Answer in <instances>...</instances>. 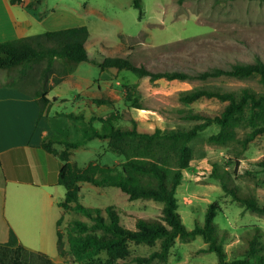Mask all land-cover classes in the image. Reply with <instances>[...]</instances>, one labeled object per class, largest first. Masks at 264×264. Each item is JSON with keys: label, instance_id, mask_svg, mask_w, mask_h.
<instances>
[{"label": "rangeland", "instance_id": "1", "mask_svg": "<svg viewBox=\"0 0 264 264\" xmlns=\"http://www.w3.org/2000/svg\"><path fill=\"white\" fill-rule=\"evenodd\" d=\"M74 3L90 2L99 12L81 10L88 27L90 38L88 56L97 62L109 57L130 59L135 65H144L153 72L182 70L197 74L214 68H228L237 62L264 61V0H141L143 18L133 6L134 0H67ZM50 7L54 4L49 0ZM45 61L31 64L22 77L8 78L3 73V82L15 85L35 94L44 84L40 77ZM61 67L56 63L55 72ZM76 80L83 76L106 86L103 96L114 101V107H97L89 101L92 97L66 84L53 91L68 100L50 105L47 114L56 135L77 141L83 139L88 120L93 115L106 116L115 111L121 115L119 125H131L136 120L140 131L153 132L156 129L189 130L198 121L188 120L191 113L207 112L219 114L222 103L217 99H201L186 105L181 97L197 89L235 92L243 89L264 93V84L259 76L248 79L221 76L206 80L191 79L185 81L160 80L151 82L148 77L138 78L129 71L111 70L104 73L95 62H85L75 72ZM52 77L48 86L52 85ZM125 85L134 86L138 91L139 103L144 109H137L125 99ZM54 90V87H53ZM88 92V90H85ZM86 93V92H85ZM93 96V94H92ZM100 97V93H97ZM82 116L83 120H71L68 114ZM100 128L101 124L96 122ZM220 127L211 125L190 143L194 151L191 167L185 171V179L177 190L178 211L184 225L193 230L197 224H203L206 211L211 203L221 207L215 222L218 232H226L224 249L227 260L241 257L246 248L244 237L251 232L252 226L263 230L264 215L245 210L222 188V181L237 186L243 192L254 194L261 207H264V171L255 162L264 156V135L250 143L246 149L242 141L246 130L238 129L235 142L220 145L210 142V137L218 134ZM62 150V146H57ZM71 160L79 167L90 162L106 165H119L124 162L108 150L107 141L94 140L85 147L72 150ZM80 202L86 207L106 208L114 206L121 212L122 221L128 228L134 229L138 218H161L163 204L153 200L130 201L119 189H101L82 183ZM65 192L64 187H59ZM57 197L58 194L53 192ZM60 201V200H58ZM61 223V232L67 242V227L72 221L80 220L91 224L83 215L73 211L65 212ZM49 214H47V217ZM51 232H48V235ZM47 239L46 242L48 244ZM49 253L57 248L56 232L48 245ZM66 249L68 246L66 245ZM207 244L201 237L182 241L177 239L170 251L167 262L155 261L152 264H219L217 254L204 251ZM131 256L120 264H138L137 257L146 258L160 250L155 246L130 244ZM65 264L74 263L65 256Z\"/></svg>", "mask_w": 264, "mask_h": 264}, {"label": "trees", "instance_id": "2", "mask_svg": "<svg viewBox=\"0 0 264 264\" xmlns=\"http://www.w3.org/2000/svg\"><path fill=\"white\" fill-rule=\"evenodd\" d=\"M23 1L11 0V3L21 4ZM184 1L178 0L179 3ZM133 6L140 11L142 19V1L134 0ZM89 35L88 28L81 26L1 43L0 71H6L8 78H20L31 64L46 62L40 77L44 84L41 91L33 94L41 115L47 112L50 105L59 101L56 97L52 100L48 98L53 87L60 85L85 62L97 63L102 71H129L138 78L148 77L151 82L206 80L221 76L248 79L259 76L264 84V61L260 59L237 62L228 68H214L197 74L182 70L153 72L144 65L137 66L130 59L123 57H109L97 62L88 56L86 42ZM57 62H60L61 67L55 72ZM52 76L53 84L48 86L47 82ZM125 99L132 102L135 108L144 109L139 103L138 91L134 86L125 85ZM201 99L219 100L223 105L222 110L219 114H188L186 119L200 122L189 130L158 128L153 132L140 131L136 120H132L128 126L119 125L121 115L112 111L106 116H91L81 140H65L58 135H52L43 141V150L57 157L62 163L58 185L66 189V197L59 206L64 212L73 211L91 221V224L80 220L72 221L67 227V242L64 241L63 233L58 230V249L63 257L69 256L77 264H120L130 258L131 243L150 247L160 243V250L146 258L137 257L134 261L138 264L167 262L177 239L185 241L201 237L207 244L204 251L217 254L219 264H264L263 230L260 226H252L251 232L244 237L246 248L242 256L228 261L224 249L226 232L219 233L215 222L221 211L219 204L211 203L206 211L204 223L197 224L193 230L187 229L178 211L177 190L185 179V171L191 167L194 159L190 143L198 138L201 132L216 124L220 131L209 140L226 145L237 140L238 129L243 127L246 130V138L242 141L243 149L264 135V93L250 89H243L240 94L197 89L181 97V101L186 105ZM89 101L97 107H114V101L111 99ZM67 117L71 120L84 119L74 113L68 114ZM96 122L101 124L100 128L95 126ZM94 140L107 141L109 152L122 157L124 162L119 165L90 162L83 168L79 167L71 160L72 150L85 147ZM57 146H62L63 149L59 150ZM255 165L264 171V156L257 160ZM82 183L101 189H119L130 201L159 202L163 204L162 216L138 218L135 228H128L122 221L121 212L114 206H84L80 202ZM222 188L245 210L264 215V207L259 205L254 194L245 193L225 181H222ZM58 225H61L60 220ZM17 243L18 238L11 231L7 245L13 246Z\"/></svg>", "mask_w": 264, "mask_h": 264}, {"label": "crops", "instance_id": "3", "mask_svg": "<svg viewBox=\"0 0 264 264\" xmlns=\"http://www.w3.org/2000/svg\"><path fill=\"white\" fill-rule=\"evenodd\" d=\"M51 1L52 7L49 0H24L21 4L0 0V44L51 31L87 27L81 10L99 12L90 2L79 1L70 6L67 0ZM77 69L49 92V99L68 100L53 93L64 84L92 99H110L102 95L106 86L101 84L97 91L91 92L95 81L83 76L76 80ZM111 70L115 69L103 74ZM2 76L0 72V264H65L66 259L58 249V230L62 229L58 222L67 220L59 206L66 197V189L61 192L58 185L62 163L42 148L43 141L56 134L47 112L41 115L33 93L12 82L4 83ZM11 231L18 243L8 246ZM52 232H56L57 248L49 253Z\"/></svg>", "mask_w": 264, "mask_h": 264}]
</instances>
